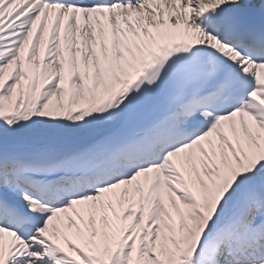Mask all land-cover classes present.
I'll return each mask as SVG.
<instances>
[{
    "label": "snow or ice",
    "instance_id": "6c2138e0",
    "mask_svg": "<svg viewBox=\"0 0 264 264\" xmlns=\"http://www.w3.org/2000/svg\"><path fill=\"white\" fill-rule=\"evenodd\" d=\"M0 264H264V0H0Z\"/></svg>",
    "mask_w": 264,
    "mask_h": 264
}]
</instances>
